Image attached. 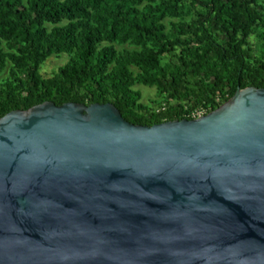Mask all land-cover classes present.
<instances>
[{
    "label": "water",
    "instance_id": "95a60500",
    "mask_svg": "<svg viewBox=\"0 0 264 264\" xmlns=\"http://www.w3.org/2000/svg\"><path fill=\"white\" fill-rule=\"evenodd\" d=\"M0 264H264V89L152 127L113 104L9 113Z\"/></svg>",
    "mask_w": 264,
    "mask_h": 264
},
{
    "label": "trees",
    "instance_id": "16d2710c",
    "mask_svg": "<svg viewBox=\"0 0 264 264\" xmlns=\"http://www.w3.org/2000/svg\"><path fill=\"white\" fill-rule=\"evenodd\" d=\"M256 37L264 0H0V120L46 102L113 104L140 126L194 120L264 89ZM137 86L160 99L144 104Z\"/></svg>",
    "mask_w": 264,
    "mask_h": 264
},
{
    "label": "rangeland",
    "instance_id": "374dc122",
    "mask_svg": "<svg viewBox=\"0 0 264 264\" xmlns=\"http://www.w3.org/2000/svg\"><path fill=\"white\" fill-rule=\"evenodd\" d=\"M264 43V39H259V38H253L252 39V45H253V49L255 51V53L257 55L260 54V48L261 45ZM262 55V53H261ZM69 58L67 56H62L61 58H51L43 67L41 70V73L46 76L49 77L51 76L54 72H56L58 70L59 67L65 65L68 62ZM137 90L141 91L142 95H143V100L142 102L146 105H153L154 102L158 101L160 98L157 94L156 89H152V88H148L145 86H137L136 87ZM202 115V114H201Z\"/></svg>",
    "mask_w": 264,
    "mask_h": 264
},
{
    "label": "built area",
    "instance_id": "2783aa9c",
    "mask_svg": "<svg viewBox=\"0 0 264 264\" xmlns=\"http://www.w3.org/2000/svg\"><path fill=\"white\" fill-rule=\"evenodd\" d=\"M203 116H204V115H201V114H200L196 119H198V118H200V117H203Z\"/></svg>",
    "mask_w": 264,
    "mask_h": 264
}]
</instances>
